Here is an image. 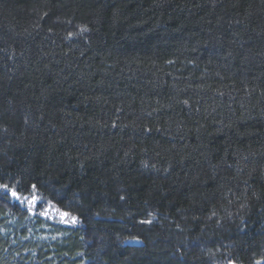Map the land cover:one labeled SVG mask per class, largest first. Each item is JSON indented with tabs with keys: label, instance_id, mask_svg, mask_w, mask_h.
Instances as JSON below:
<instances>
[{
	"label": "trees",
	"instance_id": "obj_1",
	"mask_svg": "<svg viewBox=\"0 0 264 264\" xmlns=\"http://www.w3.org/2000/svg\"><path fill=\"white\" fill-rule=\"evenodd\" d=\"M0 184V264H264V0H0Z\"/></svg>",
	"mask_w": 264,
	"mask_h": 264
},
{
	"label": "snow or ice",
	"instance_id": "obj_2",
	"mask_svg": "<svg viewBox=\"0 0 264 264\" xmlns=\"http://www.w3.org/2000/svg\"><path fill=\"white\" fill-rule=\"evenodd\" d=\"M81 31H86V29H82ZM33 189H35V185L32 186ZM0 190H4L5 195H11L14 199L20 201L21 203H26L29 205V210H31L34 201L36 200V194L35 191L33 192L31 198L28 196L21 197L20 194H18L14 189L9 188L7 184H0ZM58 211V210H57ZM41 215H44L45 213H40ZM62 216H67V213H60ZM71 222H75L76 218L71 217L70 218Z\"/></svg>",
	"mask_w": 264,
	"mask_h": 264
},
{
	"label": "rangeland",
	"instance_id": "obj_3",
	"mask_svg": "<svg viewBox=\"0 0 264 264\" xmlns=\"http://www.w3.org/2000/svg\"><path fill=\"white\" fill-rule=\"evenodd\" d=\"M21 197H24V196H21ZM29 198H31L30 196H28ZM37 201H38V199H36L35 201H34V203H33V206H32V208L35 206V204L37 203ZM25 205H27V206H29L28 204H26V203H24ZM38 203L36 204V209H37V207H38ZM40 208H42V207H40ZM38 210V209H37ZM44 212L47 214V215H50V216H52L53 214H56V211L53 209V208H51V207H46L45 209H44ZM54 219H56V220H59L57 217H55Z\"/></svg>",
	"mask_w": 264,
	"mask_h": 264
}]
</instances>
